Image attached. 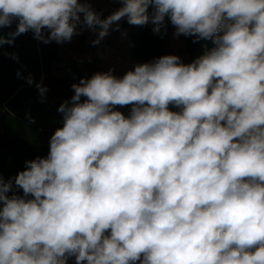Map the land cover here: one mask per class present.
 <instances>
[{
  "label": "clouds",
  "instance_id": "clouds-1",
  "mask_svg": "<svg viewBox=\"0 0 264 264\" xmlns=\"http://www.w3.org/2000/svg\"><path fill=\"white\" fill-rule=\"evenodd\" d=\"M120 2L102 18L91 0H0V46L99 43L125 17L214 44L71 85L48 154L0 175V264H264V0Z\"/></svg>",
  "mask_w": 264,
  "mask_h": 264
},
{
  "label": "trees",
  "instance_id": "trees-1",
  "mask_svg": "<svg viewBox=\"0 0 264 264\" xmlns=\"http://www.w3.org/2000/svg\"><path fill=\"white\" fill-rule=\"evenodd\" d=\"M152 12L150 7L149 14ZM17 23L14 20L11 27H4L3 35L7 37L15 31ZM117 23L120 29L115 31L127 32L129 52L136 60L146 63L164 55H175L171 46L173 25L168 17H165L166 30L161 28L160 32L153 31L151 22L142 26L130 25L127 19ZM182 38L184 47L178 52L185 54L189 64L214 47L211 39L196 41L195 37L185 35ZM91 46L92 54L97 44ZM13 53L18 59L12 58ZM86 63L92 76L103 73L95 68V58ZM29 74L34 79L32 85L26 80ZM82 78L85 77L76 59L58 63L54 41L46 44L34 38L32 31L17 36L12 45L0 46V175L5 180L25 170L26 161L46 156L50 137L63 125V114L58 109L66 101L64 95L48 93L41 97L35 84L42 82L44 86L71 89ZM130 107L117 106V110L127 115ZM169 108L176 110L173 105Z\"/></svg>",
  "mask_w": 264,
  "mask_h": 264
},
{
  "label": "rangeland",
  "instance_id": "rangeland-1",
  "mask_svg": "<svg viewBox=\"0 0 264 264\" xmlns=\"http://www.w3.org/2000/svg\"><path fill=\"white\" fill-rule=\"evenodd\" d=\"M92 7L102 13V18H106L113 12L121 8L123 5L120 0H91ZM123 18L121 21L126 20ZM115 24L110 28L109 34L100 40L97 44L95 53H90V47L93 41L97 40V33L90 30H84L77 35H74L71 41L57 43L54 41V47L58 50V63L65 64L70 59H76L79 69L85 78H91L89 66L85 63L95 58V68L103 73L111 70L112 74L116 77H122L127 71L132 70L134 65L142 64L139 60L133 58L129 52L127 32H116ZM183 35H175V27L172 30L171 46L175 51V55L180 57L183 64H189L185 54L182 55L178 52L180 48L184 47ZM102 52V53H101ZM94 55V56H93ZM87 64V63H86ZM59 76V74H58ZM46 86V85H45ZM48 91L45 94H58L64 95L63 100L70 101L74 92L69 88H59L55 86H46ZM83 99V98H82ZM175 111H179L176 108ZM67 264H75V257L70 256L67 259Z\"/></svg>",
  "mask_w": 264,
  "mask_h": 264
}]
</instances>
